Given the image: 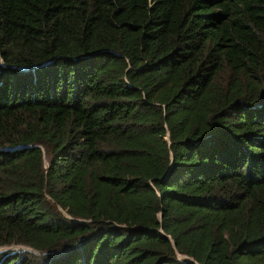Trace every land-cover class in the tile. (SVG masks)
<instances>
[{
    "label": "trees",
    "instance_id": "16d2710c",
    "mask_svg": "<svg viewBox=\"0 0 264 264\" xmlns=\"http://www.w3.org/2000/svg\"><path fill=\"white\" fill-rule=\"evenodd\" d=\"M12 245L0 264H264V0H0Z\"/></svg>",
    "mask_w": 264,
    "mask_h": 264
},
{
    "label": "rangeland",
    "instance_id": "374dc122",
    "mask_svg": "<svg viewBox=\"0 0 264 264\" xmlns=\"http://www.w3.org/2000/svg\"><path fill=\"white\" fill-rule=\"evenodd\" d=\"M43 163H44V167H45L46 166V159H45V157H44ZM5 249H14V250H16V249H29V248H26V247L21 246V245H14V246L12 245V246L1 247L0 248V251H3Z\"/></svg>",
    "mask_w": 264,
    "mask_h": 264
},
{
    "label": "water",
    "instance_id": "95a60500",
    "mask_svg": "<svg viewBox=\"0 0 264 264\" xmlns=\"http://www.w3.org/2000/svg\"><path fill=\"white\" fill-rule=\"evenodd\" d=\"M189 261H191V259H189Z\"/></svg>",
    "mask_w": 264,
    "mask_h": 264
}]
</instances>
